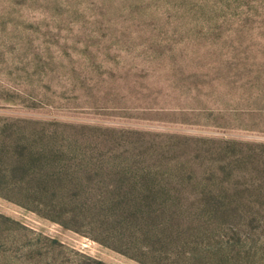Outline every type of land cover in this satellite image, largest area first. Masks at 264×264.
<instances>
[{
  "label": "rangeland",
  "instance_id": "rangeland-1",
  "mask_svg": "<svg viewBox=\"0 0 264 264\" xmlns=\"http://www.w3.org/2000/svg\"><path fill=\"white\" fill-rule=\"evenodd\" d=\"M14 159L85 219L0 195V264H264V0H0Z\"/></svg>",
  "mask_w": 264,
  "mask_h": 264
},
{
  "label": "trees",
  "instance_id": "trees-1",
  "mask_svg": "<svg viewBox=\"0 0 264 264\" xmlns=\"http://www.w3.org/2000/svg\"><path fill=\"white\" fill-rule=\"evenodd\" d=\"M17 160H19V159H17ZM17 160L14 159L13 164L12 163L10 164L11 165V167L9 168L10 173L6 174L0 170V195L4 196L6 198L12 199V201L19 203L23 206H26L28 209H33L36 206H32L31 204H29V201L38 200L39 199L38 197L41 194H43L42 193L43 191H40L39 189H36L33 186V182H35L34 179H28L27 172H25L23 167L21 165L17 166L20 164L19 161H17ZM39 202L42 203L41 205H43L45 209L50 210L49 212H52V213L55 212L54 214L43 213V212L41 214L43 216L50 218V219L58 220V222L60 221L61 225H63L64 227H69V228H73L74 230H77L75 224H77L80 220L85 219V215L77 212L76 214L72 213L71 215L67 216L69 221H63L61 218H59L58 213L61 212L63 214L65 211L61 209L62 207H60L58 202H55V199H50V198L49 199H42L41 198L37 201V203L40 205ZM0 217L4 220H9V221H11V223H14L16 225L18 224V222L12 220L10 217H6L3 215H0ZM99 228H100L99 232H100V234L103 235L104 238L100 237V236H94L92 234H89V236L93 237L94 239L99 240L100 242H102L103 244H105L107 246H110L112 248H115V249H118L119 251H121L119 249V247H115V246L111 245V243H108L107 239L109 240V238L112 239V237H114L115 241H116L120 234L123 233L122 235H124V232L119 231L116 228V225L110 226V224H106L104 221H103V225H99ZM122 240L123 239L120 238L119 241L122 242ZM128 242L131 245L134 244L133 243L134 241L131 238H129ZM121 252H123V251H121ZM123 253H126V252H123ZM142 253H144L145 255L151 256L150 251H145V252L143 251ZM126 254L134 257L137 260H140V259H138V257H135L132 254H129V253H126ZM96 263L97 264H103V262H101V261L96 262Z\"/></svg>",
  "mask_w": 264,
  "mask_h": 264
}]
</instances>
